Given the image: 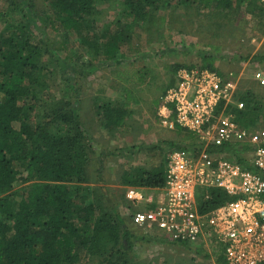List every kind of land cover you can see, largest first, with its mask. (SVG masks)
Segmentation results:
<instances>
[{"label":"trees","instance_id":"obj_1","mask_svg":"<svg viewBox=\"0 0 264 264\" xmlns=\"http://www.w3.org/2000/svg\"><path fill=\"white\" fill-rule=\"evenodd\" d=\"M116 1L122 7L119 17L101 29L99 6ZM252 1L259 4L258 11L263 15L260 0H184V4H200L206 9L216 5L231 10ZM44 2L53 11L44 18H19L0 9V264H87L82 261L91 257L98 264H143L131 258L139 234L121 217L102 188L91 185L89 167L95 147L76 108L79 99L72 94H76L73 78H67L68 87L61 90L60 97L55 96L47 83L50 72L46 58L52 56L57 61L62 59L60 51L71 53L69 36L74 34L93 60L116 65L118 58L125 57L123 49L131 44L135 29L148 24L152 12L159 10L164 0ZM46 26L63 41H52ZM201 55L200 68L222 76L214 59L207 53ZM262 60L259 56L252 59ZM194 67L178 65L173 69L174 76L182 68ZM69 68L77 71L71 65ZM147 73L148 68L137 70V81L143 83ZM175 84L174 77L161 98ZM123 94L121 102H99L100 120L110 133L123 129L127 118L133 115L131 92L125 89ZM239 101L245 108L231 109V113L239 124L254 129L262 110L259 99L247 91L239 95ZM188 140L191 141L186 145L184 141L169 145V154L198 147L191 136ZM207 150L234 155L239 164H248L240 157L239 149L236 153L225 146H211ZM100 162L101 168L94 170L97 178L104 171ZM166 170L167 160L163 159L154 170L124 173L122 185L163 189ZM209 194L210 200L201 207L203 212L233 200L220 190H210ZM213 256L216 264H227L215 248Z\"/></svg>","mask_w":264,"mask_h":264},{"label":"rangeland","instance_id":"obj_2","mask_svg":"<svg viewBox=\"0 0 264 264\" xmlns=\"http://www.w3.org/2000/svg\"><path fill=\"white\" fill-rule=\"evenodd\" d=\"M0 9L19 18H44L53 12L44 0H0ZM121 9L118 1L100 5L102 15L98 27L102 29L116 21ZM258 10L259 4L255 1L223 10L216 5L206 9L200 4H184V0H164L163 6L152 12L154 15L149 23L135 29L131 44L123 49L125 57L118 58L116 65L93 60L74 34L69 36L71 53L60 51L62 59L57 61L52 56L46 58L50 72L47 83L55 96L60 97L61 90L68 87L67 78H73L71 83L75 85L76 94H72L79 99L76 108L95 147L89 167L91 185L102 188L121 217L139 234L131 252V258L138 263L216 264L213 248L209 245L183 246L160 239L156 231L137 228L133 217L145 211L147 203H132L127 198L130 188L122 185V176L137 169L154 170L163 159L167 160L169 145L183 144L182 141L185 145L190 143L187 132L163 126L160 98L163 90L173 82V69L178 65L200 67L202 53L214 59L223 77L234 80L239 95L251 91L259 99L262 110L255 130L264 131V86L254 76L258 70L264 73V14L260 15ZM45 30L52 41L58 44L63 41L49 26ZM256 56L263 60L252 61ZM70 65L77 71H72ZM146 68L149 73L143 83H139L140 78L135 73ZM125 89L131 92L133 115L127 118L123 129L110 133L100 120L99 102H121ZM231 149V153L237 152V147ZM101 160L104 171L97 178L94 170L101 168ZM140 190L147 198L153 197V205L163 196L161 189ZM204 191L197 187V197ZM82 262L98 264L94 257Z\"/></svg>","mask_w":264,"mask_h":264},{"label":"built area","instance_id":"obj_3","mask_svg":"<svg viewBox=\"0 0 264 264\" xmlns=\"http://www.w3.org/2000/svg\"><path fill=\"white\" fill-rule=\"evenodd\" d=\"M260 3L264 7V0ZM254 76L264 86V73L258 70ZM175 83L161 98L162 124L187 132L198 147L167 156L163 196L154 205L143 190L129 189L132 203H147L133 222L173 243L209 245L227 264H262L264 131L245 128L231 113L245 108L234 80L194 67L180 69ZM211 146L237 147L248 164H239L231 154L209 152ZM197 187L205 190L199 197ZM210 190L223 191L233 200L203 212Z\"/></svg>","mask_w":264,"mask_h":264},{"label":"clouds","instance_id":"obj_4","mask_svg":"<svg viewBox=\"0 0 264 264\" xmlns=\"http://www.w3.org/2000/svg\"><path fill=\"white\" fill-rule=\"evenodd\" d=\"M131 189V188H130Z\"/></svg>","mask_w":264,"mask_h":264},{"label":"crops","instance_id":"obj_5","mask_svg":"<svg viewBox=\"0 0 264 264\" xmlns=\"http://www.w3.org/2000/svg\"><path fill=\"white\" fill-rule=\"evenodd\" d=\"M157 233V232H156Z\"/></svg>","mask_w":264,"mask_h":264}]
</instances>
